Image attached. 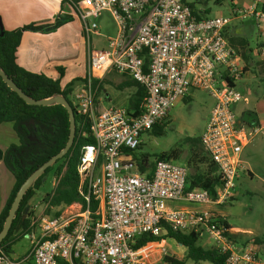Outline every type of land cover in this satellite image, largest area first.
I'll return each mask as SVG.
<instances>
[{"label": "built area", "instance_id": "2783aa9c", "mask_svg": "<svg viewBox=\"0 0 264 264\" xmlns=\"http://www.w3.org/2000/svg\"><path fill=\"white\" fill-rule=\"evenodd\" d=\"M190 4L187 0L70 1L69 12L79 18L89 46L91 37L100 35L96 22L100 13L108 12L116 25L104 48H89L82 80L68 86L74 112L85 119L93 138L81 147L76 168L82 200L60 205L36 222L27 216L31 221L27 254L16 259L0 248V264H152L155 257L166 254L165 245L172 239L166 229L200 236L207 232L225 264H264V255L251 242L237 245L220 225L222 216L210 208L233 199L242 147L259 130H246L236 121L233 105L242 95L235 83L244 73V63L228 40V30L234 19L264 20V0L233 9L230 16L199 19ZM109 70L143 88L141 112L131 106L96 105L93 81ZM194 89L213 99L200 134L202 149L216 168L212 193L187 188L188 170L183 164L156 159L148 177L138 171L132 157L142 135ZM91 198L97 201L94 211ZM178 201L194 207L170 206ZM143 236L151 239L137 246ZM161 261L170 264L165 258Z\"/></svg>", "mask_w": 264, "mask_h": 264}, {"label": "trees", "instance_id": "16d2710c", "mask_svg": "<svg viewBox=\"0 0 264 264\" xmlns=\"http://www.w3.org/2000/svg\"><path fill=\"white\" fill-rule=\"evenodd\" d=\"M215 2L219 3L220 0H215ZM190 7L195 18L199 19L202 17L192 4H190ZM70 19L71 16L57 14L49 24H29L11 31H3L0 29V67L22 92L35 100L50 98L57 95L66 97L69 85L66 90H63L57 80L42 73H31L16 64L15 50L19 44L21 34L27 30H50ZM228 40L232 43L237 40V38L228 36ZM240 41L243 47L245 45L247 46V40L242 38ZM240 54L241 56H245V58L248 56V54H244V52ZM132 82L136 85L137 90L136 97L131 102V107L134 108L136 113H139L142 111L145 93L140 85L134 81ZM97 83L98 80L93 81L95 96L98 88ZM69 103L72 106L70 101ZM96 105H99L98 100H96ZM163 121L155 125L151 131L160 134L164 123ZM5 122H11L13 124V130L17 136L18 144L9 145L5 151L0 149V159L4 161L7 168L13 173L15 179L13 187L0 212V230L3 227L10 205L21 183L37 167L64 147L69 134L68 112L64 106L61 104H27L15 91L6 85L0 76V123ZM83 133L85 135H83ZM186 141L195 147L201 143L200 137H187ZM92 142L93 138L88 133L87 122L75 113V134L73 143L63 157L59 158L54 163L57 164L56 167H54V164L49 166L26 190L6 236L0 241V248L5 253L10 254L12 252V245L20 240L21 237L25 236L31 228V221H29L27 217L29 216L27 215L28 202L34 196L35 190L41 185L44 176L51 170L54 169L56 183L51 191L47 192L42 197L47 209L60 205H68L72 202L82 200L81 195L77 191L79 180L76 168L81 147ZM140 145L137 149L140 148ZM172 155L175 156V151L160 153L156 159L169 160ZM132 157L136 162L138 171L150 177L154 162L149 161V155L147 153L138 154L136 151H133ZM208 166L209 169L206 174L188 175L187 188L201 187L209 190L211 193L214 191V185L217 181L216 168L210 162ZM89 206L90 209L94 211L97 206V201L91 198ZM219 223L225 231H229L230 226L223 217H221ZM166 236L172 238L177 244L186 249V258L195 262L207 260L213 264H225L224 256L219 254L215 247L204 248L199 244V233H182L166 229ZM150 239L151 238L148 236H143L138 241L137 246ZM164 258L170 264H183V260H177L172 256H166Z\"/></svg>", "mask_w": 264, "mask_h": 264}, {"label": "crops", "instance_id": "0c3cea01", "mask_svg": "<svg viewBox=\"0 0 264 264\" xmlns=\"http://www.w3.org/2000/svg\"><path fill=\"white\" fill-rule=\"evenodd\" d=\"M70 1L78 0H0V28L3 31H11L29 24H49L57 14L71 16L69 21L50 30L24 31L15 50V62L19 67L31 73H42L57 80L61 89L82 80L86 74L88 50L95 46L92 39L89 46V42L83 35L79 18L70 14ZM258 23L260 24H258L259 36L264 38V20H260ZM228 36L237 38L231 44L237 51H240L242 46L240 39H245V37L241 34H228ZM105 45L106 40L103 43L104 47ZM247 49L249 59L248 61L243 60L244 73L235 83L242 99L233 105V111L239 126L246 130L258 127L259 130L242 147L240 168L242 164H246V160L242 156L246 146L250 145L253 153L264 156V52H262L264 45L262 46L261 40L256 43V60L251 58L253 51L248 43ZM252 62L257 72L251 71L250 64ZM97 87L96 98L100 107H129L136 97L137 87L132 80L114 70L107 71L102 78L98 79ZM126 96L129 100L124 98ZM11 144H18L13 124L11 122L0 123V149L5 151ZM14 181L13 173L0 159V212ZM31 202L32 198L28 204ZM170 206L173 208L194 207L183 201L171 202ZM210 208L220 212L218 207ZM221 216L227 222L224 214L221 213ZM243 231L246 229L233 226L229 228L231 234L232 232L243 234ZM171 241L174 242L173 239Z\"/></svg>", "mask_w": 264, "mask_h": 264}, {"label": "rangeland", "instance_id": "374dc122", "mask_svg": "<svg viewBox=\"0 0 264 264\" xmlns=\"http://www.w3.org/2000/svg\"><path fill=\"white\" fill-rule=\"evenodd\" d=\"M187 1L193 5L199 15L205 17L230 16L233 9H243L249 6L253 0H220L219 3H216L215 0ZM96 22L100 35H94L91 39L95 43L94 48L100 49L104 48L103 43L106 37L115 34L116 25L108 12L100 13ZM258 24L252 16L241 21L234 19L228 32L229 35L241 34L245 37L251 51H253L251 55L253 60L257 59L256 43L261 40L262 46L264 45L263 36H259ZM242 52L247 54L246 45L240 47L239 53ZM248 56L245 58L242 55V60L248 61ZM250 67L252 72H257L253 62ZM66 97L70 101L68 94ZM124 98L129 100L127 96ZM186 98H179L175 102L163 121L160 134L150 131L142 135V143L136 152L138 154L147 153L149 161L154 162L160 153L175 151V156L172 155L171 159L176 163L185 165L188 175L206 174L209 169V159L205 155L201 143L195 147L187 142L186 138L200 137L201 130L213 106V99L205 91L199 89L191 90ZM242 156L246 160V164L244 163L241 168L239 167L233 199L218 208L230 226L246 229L243 234L232 232L237 245L251 242L257 251L264 255V156L253 153L250 145L244 148ZM56 165L54 164V167ZM55 183L56 178L53 169L47 173L45 180L32 197L31 204H28L27 215L33 217L35 222L39 220L41 215L52 214L57 209L56 207L47 209L42 200L45 193L51 191ZM199 244L204 248L215 247L213 239L207 232L199 237ZM28 249L29 239L25 235L12 245L10 256L16 259L22 258L27 254ZM165 250L166 254L155 257L152 264L162 263L161 259H164L165 256L183 260V264H213L207 260L195 262L186 258V249L175 241H167Z\"/></svg>", "mask_w": 264, "mask_h": 264}, {"label": "water", "instance_id": "95a60500", "mask_svg": "<svg viewBox=\"0 0 264 264\" xmlns=\"http://www.w3.org/2000/svg\"><path fill=\"white\" fill-rule=\"evenodd\" d=\"M1 29V28H0ZM0 76L2 80L6 83L8 87H10L13 91H15L20 98H22L27 104L31 105H52V104H61L65 107V109L68 112V120H69V134L68 139L66 141V144L64 147L55 155L51 156L48 160H46L44 163H42L39 167H37L32 173H30L25 180L21 183L19 186L13 201L10 205V208L8 210V214L5 218L4 224L2 229L0 230V241L6 236L11 223L12 219L15 215V212L19 206V203L21 199L23 198L26 190L31 186V184L34 182L36 178H38L44 171L54 164L59 158L63 157V155L69 150L73 143L74 134H75V112L73 110V107L69 103V101L66 99V97L62 95H57L50 98L45 99H38L35 100L28 95H26L24 92H22L15 83L8 78V76L5 74V72L0 67Z\"/></svg>", "mask_w": 264, "mask_h": 264}]
</instances>
